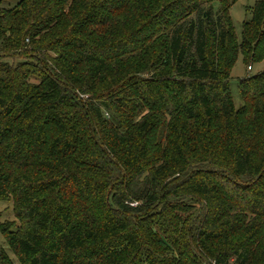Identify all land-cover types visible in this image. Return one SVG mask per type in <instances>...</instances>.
Segmentation results:
<instances>
[{
  "label": "trees",
  "instance_id": "trees-1",
  "mask_svg": "<svg viewBox=\"0 0 264 264\" xmlns=\"http://www.w3.org/2000/svg\"><path fill=\"white\" fill-rule=\"evenodd\" d=\"M0 0V264H264V0Z\"/></svg>",
  "mask_w": 264,
  "mask_h": 264
},
{
  "label": "rangeland",
  "instance_id": "rangeland-1",
  "mask_svg": "<svg viewBox=\"0 0 264 264\" xmlns=\"http://www.w3.org/2000/svg\"><path fill=\"white\" fill-rule=\"evenodd\" d=\"M18 0H10L4 3L3 6H8V4L14 5ZM257 0H236L233 4L230 14L233 21L235 33L239 41L242 39V29L245 21L250 20L252 16V10ZM264 70V59L259 62H255L252 65V68H248L244 62L243 56L240 55L236 61L231 78V90L233 93L234 101L236 106H239L242 102L239 91V81L240 79L248 76L255 75ZM14 210L12 200H0V221L4 222L6 220H14ZM2 244L7 249L9 255L15 260V264H20L19 261L15 258L11 250H9L8 245L3 237Z\"/></svg>",
  "mask_w": 264,
  "mask_h": 264
}]
</instances>
